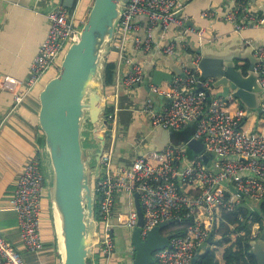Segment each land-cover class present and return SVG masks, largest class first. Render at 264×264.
<instances>
[{
    "label": "built area",
    "instance_id": "1",
    "mask_svg": "<svg viewBox=\"0 0 264 264\" xmlns=\"http://www.w3.org/2000/svg\"><path fill=\"white\" fill-rule=\"evenodd\" d=\"M79 1L71 8L58 4L49 11L46 37L30 64L25 80L11 75L3 78V87L14 93L16 102L23 98L18 87L25 84L27 89H31L47 69L59 68V58L63 56L67 42L79 39L87 14L77 15ZM181 6L180 0H127L122 5L117 26L123 40L114 46L123 63L130 67L123 78L126 86L132 87L145 79L143 65L130 55L125 45L128 34L138 29L136 16L145 15L148 21L144 34H135L131 39L133 48L144 51L152 46L154 26L166 28L170 23L184 24L179 15ZM244 6L245 2H240L224 14L210 9H205L202 14L226 19L233 23L237 31L264 23L262 14L246 11L239 15ZM173 50V45L164 47L165 52ZM255 55L259 57L255 63L259 75L257 80L264 90V46L257 47ZM185 73V77L177 75L172 78L168 91H158L154 87L157 93L168 96V104L156 107L154 99H149L143 112L153 126L169 130L183 128L195 121L196 130L192 138L203 142V151L188 157V140L169 142L163 149L154 150L153 160L136 155L131 165L125 167L115 163L112 146H103L99 156V174L93 184L97 231L93 241L92 264H109L116 251L110 217L120 191L130 196L131 204L126 212L118 213L119 224L129 229L137 226L138 212L134 203V194L137 193L143 211L142 238L162 221H172L168 225L181 230L171 233L169 246L154 251V262L151 264H191L202 247L219 245L221 227L224 230V225L229 223L223 218L225 213H231L242 200L248 206L264 198V133L237 129L243 111L231 113L226 110V100L221 96H213L207 101L205 92L190 91V85L196 83L197 78L188 69ZM209 82L208 78L202 79L201 86L208 87ZM260 110L264 114V99ZM109 117L114 119V114ZM36 151H41V154L34 153L24 165L10 197V206L18 218L19 237L31 252H37L43 246V202L48 193L42 148ZM204 154L209 155L206 162ZM251 217L245 219L242 212L237 214V219L242 221L250 222ZM230 224L233 238L224 245L236 247L237 239L243 237L246 231L236 230V223ZM258 226V222L252 224L250 238L256 235ZM164 230L162 233L167 234L169 229ZM210 235L211 243H208ZM96 245H99V252H96ZM0 264H26L21 252L2 233Z\"/></svg>",
    "mask_w": 264,
    "mask_h": 264
},
{
    "label": "crops",
    "instance_id": "2",
    "mask_svg": "<svg viewBox=\"0 0 264 264\" xmlns=\"http://www.w3.org/2000/svg\"><path fill=\"white\" fill-rule=\"evenodd\" d=\"M83 1H79L80 6ZM180 1L182 6L179 9V15L183 18L184 24L170 23L166 28L160 25L154 26L152 46L148 50L133 48L131 39L135 34L143 35L148 25L145 15L136 16L138 29L129 33L126 44L123 43L130 55L143 65L145 79L132 87L123 83V78L129 72L130 67L123 63L118 49L114 46L123 40L118 30L111 46L113 50L109 48L110 56L116 63L115 81L103 88V91L105 89V105L113 106L114 119L110 131L107 130L108 126L101 129V125L93 126L87 131L89 150L94 147L89 154L91 157L94 156L98 145L106 144L112 146L115 163L129 167L136 155H143L148 160H153L154 150H161L165 147H161L164 139L162 130L150 123L143 108L149 99H154L156 107L168 104V96L157 93L154 87L156 86L158 91H168L171 80H161L155 83L150 80L151 74L146 75L148 69L171 71V66L181 67L185 72L188 69L195 77L198 76L202 80L207 77L201 75L199 67L187 68L189 61H187V56L190 59L192 55L194 64L199 63L203 57L199 49L205 51L206 54L230 52L238 66L247 68L249 59H240L239 55L249 54L246 51L249 48L247 45L264 46V23L237 31L233 23L226 19L212 18L202 14L205 9L224 14L237 7L240 2H246L243 11L264 15V9H262L264 0ZM58 4H64V0H0V233L5 235L21 252L26 264L61 263L57 236L53 222L49 221L50 215L47 210L50 199L45 197L46 200L43 202V221L46 220L48 225L45 231L42 228L43 246L35 253L28 251L21 242L17 214L10 206V197L13 195L15 182L24 165L36 153V150L44 145V133L38 123L39 98L37 96L45 82L58 73L59 68L54 66L47 69L31 89H27L25 84L18 87V92L23 95L19 102L15 101L13 92L3 87L2 80L7 75L23 80L28 76L30 64L48 31V13ZM88 9L82 15H78L77 10V15L79 17L85 15ZM168 44L174 46L171 53L164 51V47ZM255 49L252 50L253 56ZM177 75L181 76L174 73V76ZM208 79L210 81L208 87L203 88L210 91L211 97L216 96L221 88H212L211 79ZM192 90L205 92V90H196V83L190 85V91ZM211 97L207 95V101H210ZM258 97L260 102L252 109H249L233 94L224 98L226 110L231 113L243 111L237 129L264 133V114L260 110L264 97L262 93ZM103 137L105 138L104 144H102ZM174 141L181 140L174 138ZM96 142L99 144L96 145ZM191 154L189 150L186 152L188 157L192 156ZM130 204V196L120 191L110 217L114 227L116 251L109 264H126V260L131 258L132 248L127 235L128 228L118 222V213L126 212ZM49 208L52 213L51 205ZM225 225L228 227V236L233 238L234 231L230 227L231 224L226 223ZM167 228L165 230H168V233L176 231L175 227L170 225ZM45 244L48 247L45 248ZM212 249L215 250L219 264H224L225 245H217ZM96 252H99V245H96ZM39 259L41 263L38 262Z\"/></svg>",
    "mask_w": 264,
    "mask_h": 264
},
{
    "label": "water",
    "instance_id": "3",
    "mask_svg": "<svg viewBox=\"0 0 264 264\" xmlns=\"http://www.w3.org/2000/svg\"><path fill=\"white\" fill-rule=\"evenodd\" d=\"M127 0H92L86 19L81 27L79 39L72 41L65 49L60 61L59 71L49 78L38 93V123L44 133L42 148L43 167L51 203L53 225L57 236L60 264H92L93 241L97 231L93 184L99 174V156L103 145H99L91 163L90 151L84 145V124L89 120L91 127L101 125L103 129L108 121L105 119V95L103 91V66L109 52L115 29L121 16L122 5ZM74 0H64L71 8ZM264 9V7H262ZM262 45H247V68L238 66L230 52L206 54L199 49L203 57L194 64L193 57L187 56V68L199 67L201 75L211 79L212 88H221L216 96L227 98L233 94L249 109L260 102L259 94L264 97V90L259 84L255 63L259 57L253 56L252 50ZM246 54V53H244ZM235 55V54H234ZM171 71L148 69L146 75L155 83L172 80L174 73L185 77L181 67L171 66ZM196 90H205L210 98V91L204 89L200 77L196 76ZM157 85V84H155ZM157 95V93H156ZM87 120V121H86ZM162 130L164 139L162 148L174 141L170 130ZM105 138H102V144ZM203 142L198 138L187 141V151H203ZM206 162L208 154L203 155ZM233 190H236L231 186ZM242 195V193H240ZM134 203L138 212V223L127 231L133 250L126 264H151L154 251L169 246L171 233H162V228L172 221H162L153 226L144 238L141 237L143 211L138 194H134ZM211 243V235L208 237ZM206 250L210 246L205 247ZM203 249L193 258L196 264ZM252 251L257 264H264V232L253 242Z\"/></svg>",
    "mask_w": 264,
    "mask_h": 264
},
{
    "label": "trees",
    "instance_id": "4",
    "mask_svg": "<svg viewBox=\"0 0 264 264\" xmlns=\"http://www.w3.org/2000/svg\"><path fill=\"white\" fill-rule=\"evenodd\" d=\"M75 2H74V5H75ZM91 4H92V0H84L81 6L79 5L78 15H82L90 7ZM244 12L245 11H243V8H242V10H240L238 14L240 13L243 14ZM117 32H118V26H116L115 35H114L113 40L116 38ZM113 40L110 43V49L112 50L113 48L111 46L113 45L112 44ZM110 53H111V50H109L108 54L106 55L104 66H103V73H102L103 88H105L106 85L112 84L115 81L116 63H115V60L111 58ZM62 57L60 58V61ZM112 113H113V106L107 105L105 108L104 117L108 121V124H107L108 131H110L112 128L111 123L113 121V118L109 117V115ZM88 123H90L89 120L87 124ZM195 130H196V122L193 121V122L188 123L183 128L172 129L171 134L176 140H181L180 142H182V141H186L190 139L194 135ZM40 148H43V146ZM36 153L41 154V151H36ZM46 197H48L49 199V193H47ZM45 200L46 198L44 199V201ZM48 204L51 205L50 201H48ZM49 205L47 207L48 214L50 215L49 221L53 222V216L50 211ZM240 212L243 213L245 219H248L249 216L251 215L252 216L251 221L247 222L246 220L245 221L238 220L237 214ZM223 218L226 219L229 223H236L237 224L235 226L236 230L243 229L246 231V234L243 237H239L237 239L236 247H233V245L225 246V249L223 252L224 264H257L256 256L252 251V245H253V242L264 232V198L258 202L257 201L252 202L251 205H248V206L245 204L244 200H242L240 204L237 205L231 213H225L223 215ZM254 222H258L259 226L256 230V235L250 238L249 234H250V231L252 230V224ZM168 226L162 229H165ZM221 228H222V236L217 241V244L219 245L226 244L230 240V237L227 236L229 232L228 227L224 225V230H223V226ZM174 232L179 233L181 232V230L178 228ZM205 247L206 246L201 248V250L203 249V251L198 257L196 264H219L218 259L216 258L215 250L212 248L206 250Z\"/></svg>",
    "mask_w": 264,
    "mask_h": 264
},
{
    "label": "rangeland",
    "instance_id": "5",
    "mask_svg": "<svg viewBox=\"0 0 264 264\" xmlns=\"http://www.w3.org/2000/svg\"><path fill=\"white\" fill-rule=\"evenodd\" d=\"M69 44H70V43L67 42V46H66V48L68 47ZM66 48H65V49H66ZM65 49H64V52H65ZM59 59H60V58H59ZM86 121H87V120H86ZM87 122H88V121H87ZM83 127H84L83 132H82V133H83V136H84V141H83V142H84L85 147H86V148H89V145H90V144L88 143L89 139L87 138V131H88L89 129H91V125H90V123H88V124L86 123V124H84ZM92 133H93V132H92ZM98 142H99V141H98ZM98 142H96V145L99 144ZM98 146H99V145H98ZM107 147H108V146H107ZM95 154H96V152H95ZM95 154H94V156L91 157V158H93L92 161H91L92 164H94V163H93V160H94ZM46 225H48V222H46V220H44V221L42 222V228H43V231H45V227H46ZM170 226L175 227L174 225H170ZM47 244H48V243H47ZM47 244H45V248L48 247ZM45 248H44V249H45ZM43 251H44V250H43ZM34 253H35V252H34ZM38 262L41 263V260L39 259Z\"/></svg>",
    "mask_w": 264,
    "mask_h": 264
},
{
    "label": "bare ground",
    "instance_id": "6",
    "mask_svg": "<svg viewBox=\"0 0 264 264\" xmlns=\"http://www.w3.org/2000/svg\"><path fill=\"white\" fill-rule=\"evenodd\" d=\"M94 239V238H93Z\"/></svg>",
    "mask_w": 264,
    "mask_h": 264
}]
</instances>
